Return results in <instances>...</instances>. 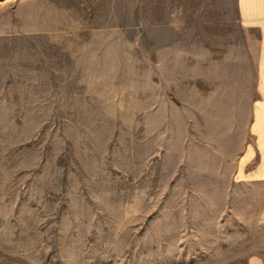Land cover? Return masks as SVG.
<instances>
[{"label":"rangeland","instance_id":"rangeland-1","mask_svg":"<svg viewBox=\"0 0 264 264\" xmlns=\"http://www.w3.org/2000/svg\"><path fill=\"white\" fill-rule=\"evenodd\" d=\"M236 1L0 0V264H264Z\"/></svg>","mask_w":264,"mask_h":264},{"label":"crops","instance_id":"crops-1","mask_svg":"<svg viewBox=\"0 0 264 264\" xmlns=\"http://www.w3.org/2000/svg\"><path fill=\"white\" fill-rule=\"evenodd\" d=\"M242 29L254 36L253 97L250 101V139L238 158V180L264 183V0H237Z\"/></svg>","mask_w":264,"mask_h":264}]
</instances>
